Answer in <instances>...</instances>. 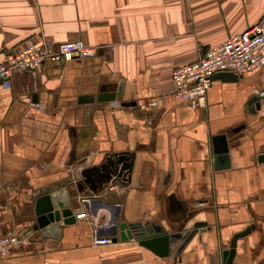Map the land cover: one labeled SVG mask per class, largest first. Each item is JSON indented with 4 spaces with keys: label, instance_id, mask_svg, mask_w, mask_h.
<instances>
[{
    "label": "crops",
    "instance_id": "1",
    "mask_svg": "<svg viewBox=\"0 0 264 264\" xmlns=\"http://www.w3.org/2000/svg\"><path fill=\"white\" fill-rule=\"evenodd\" d=\"M259 23L264 0H0V62L39 35L96 48L0 85V236L32 232L0 264H224L233 235L247 228L232 264H264V67L213 78L197 109L173 99L149 106L172 92V69ZM121 81V100L96 102ZM219 135L228 155L216 160ZM117 159L130 172L104 170ZM106 185L123 197L98 203ZM45 196L75 217L47 236L35 213ZM118 200L123 221L150 214L175 236L167 256L134 240L92 243L93 226L76 216L115 211Z\"/></svg>",
    "mask_w": 264,
    "mask_h": 264
},
{
    "label": "built area",
    "instance_id": "2",
    "mask_svg": "<svg viewBox=\"0 0 264 264\" xmlns=\"http://www.w3.org/2000/svg\"><path fill=\"white\" fill-rule=\"evenodd\" d=\"M96 48L86 44L81 39L54 42L44 35L27 39L23 44L4 53L0 62V85L11 88V77L14 72L35 73L48 64H60L74 59H87L95 55ZM264 67V24L259 23L250 29L229 37L222 44L205 49L197 60L175 67L170 72L172 92L168 97H162L149 103L156 106L167 100H179L190 108H199L206 98V93L212 84V76L218 72H233L238 76L262 69ZM264 96V91L259 94ZM116 185L109 189L114 190ZM121 205H115V211ZM104 227L109 234L103 235V229L96 219L86 212L76 216L77 220H88L93 226L94 245L111 244L113 236L110 230L117 224L115 216L110 217ZM32 232L19 235L9 232L0 236V259H4L12 249L18 246H28Z\"/></svg>",
    "mask_w": 264,
    "mask_h": 264
},
{
    "label": "water",
    "instance_id": "3",
    "mask_svg": "<svg viewBox=\"0 0 264 264\" xmlns=\"http://www.w3.org/2000/svg\"><path fill=\"white\" fill-rule=\"evenodd\" d=\"M213 78L225 81H236L238 75L233 72H218L212 76V79ZM122 91L123 81L119 83L116 91H102L98 93L96 102L103 103L121 100ZM256 100L257 98L253 100V102H256ZM213 143L214 155L216 160H218V158L222 156H225L227 158L228 146L226 135L213 137ZM259 160L264 161V155H260ZM107 164L108 165H105L103 168L104 170H106L108 166L110 172H130L132 167L129 161H121L119 159L115 161L113 160V162H109ZM215 167L219 168L217 161L215 163ZM39 204L43 205L44 207L40 210L38 208L36 209V223L43 236L49 235V229L58 231L61 220H63L62 222L65 225H70L75 222V217L72 215L71 209L64 207V203L59 202L57 199L45 196L38 199L37 206ZM201 226L202 223H197L192 231L186 233V237L181 245V248H183L188 243V241L193 237V235ZM110 233L113 236V242H116L117 240H136L140 246L148 249L149 251L160 257H165L169 254L170 244L173 243L175 237L173 235H170L164 227H162L161 225L159 226V223H149L141 221L134 223H120L119 227L115 225L112 230H110ZM248 233L249 228L233 235L229 244V248L224 250L222 253L224 264H232L235 257L237 240L246 236ZM117 234H119V239L117 238Z\"/></svg>",
    "mask_w": 264,
    "mask_h": 264
},
{
    "label": "rangeland",
    "instance_id": "4",
    "mask_svg": "<svg viewBox=\"0 0 264 264\" xmlns=\"http://www.w3.org/2000/svg\"><path fill=\"white\" fill-rule=\"evenodd\" d=\"M110 187H108V185H106L105 186V189H107L106 191H103L102 193H101V195L98 197V198H96L95 200H97V202L99 203L100 202V199H102V197H106L107 195H109V194H114V192H112V191H114V190H111V189H109ZM117 198H122L123 197V195H122V193L121 194H116V192H115V194H114ZM120 200H118L117 201V204H119V205H121V208H119V210H117V212L116 211H114V209H112V207H113V205H112V207H111V209H107V207H105V212H107V213H105V214H103V212H102V214L101 213H99V215H94V216H92V217H94L95 219H96V221H97V223L100 225V224H106V222H107V220H109V219H111V218H109L108 219V217L110 216V217H113V215L116 213L117 215L115 216V221H116V219H117V221H116V224H117V227H119V224L120 223H129L128 221H123V219H122V203L121 202H119ZM101 207H103V206H101ZM108 213H110V214H108ZM107 214V215H106ZM157 218L156 217H153L152 215H150V214H147V217H146V222H155V223H158V220H156ZM140 220V219H139ZM138 220V221H139ZM137 221V222H138ZM133 223V222H132ZM159 226H160V224H159ZM162 226V225H161ZM106 227V226H105ZM163 227V226H162ZM103 235H106V233H105V230L103 229V232L101 233V237H104ZM117 238L119 239V234H117ZM134 241H136V240H134ZM137 242V241H136ZM113 243V242H112ZM133 243H135V242H133ZM110 244L109 243H107V244H98V245H96V246H101V247H106V246H109ZM127 247H131V251H144L143 249H139L138 247H136L135 246V244H132L131 246H127ZM142 247V246H141ZM146 249V248H145ZM99 264H103L102 262H100Z\"/></svg>",
    "mask_w": 264,
    "mask_h": 264
},
{
    "label": "bare ground",
    "instance_id": "5",
    "mask_svg": "<svg viewBox=\"0 0 264 264\" xmlns=\"http://www.w3.org/2000/svg\"><path fill=\"white\" fill-rule=\"evenodd\" d=\"M117 214L115 213L114 216H116Z\"/></svg>",
    "mask_w": 264,
    "mask_h": 264
}]
</instances>
